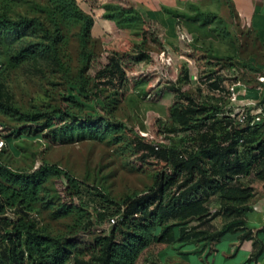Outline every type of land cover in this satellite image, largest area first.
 Returning a JSON list of instances; mask_svg holds the SVG:
<instances>
[{
    "label": "rangeland",
    "instance_id": "374dc122",
    "mask_svg": "<svg viewBox=\"0 0 264 264\" xmlns=\"http://www.w3.org/2000/svg\"><path fill=\"white\" fill-rule=\"evenodd\" d=\"M48 1L0 0V12L48 22L42 11ZM76 1L94 19V25L85 63L78 27L62 25L65 39L60 51L70 77L50 54L14 66L10 59L21 42H0V100L11 109H0V140L7 143L0 160L25 172L43 164L56 165L81 180L84 187L82 197L74 198L67 191L66 179L55 177L37 202L26 209L10 210L7 216L32 219L41 231L75 242L77 249L67 264H76L74 257L90 259L97 239L109 236L114 228L110 221L114 208L96 196L98 191L123 204L153 188L160 173L173 174L165 161L136 151L132 145L136 136L159 149L190 151L192 138L209 129L169 133L178 128L172 119L176 104L192 100L209 106L210 112L218 108L222 112L219 119L224 115L235 122L243 114L248 121L238 128L244 129L250 125L251 111L257 105L264 108V44L255 32L242 26L228 0H172V7L162 6L173 22L168 28L151 21L134 0ZM112 60H118L126 72L123 82L117 79L115 87L100 75ZM81 72L90 87L98 85L100 98L92 94L78 97L79 85L68 80ZM250 92L257 97H251ZM77 99L83 110L75 108L74 112L83 114L81 120L91 114L99 116L119 131H109L104 140L76 136L65 140L47 129L17 137V128L26 124L29 116L49 115ZM65 123L58 115L53 127ZM213 129L221 131L220 126ZM243 183L264 186L255 173L243 178ZM209 205L214 214L220 209V200L213 198ZM105 210L109 215L100 221L98 214ZM222 222L223 218H217L213 226ZM5 228L0 225V231ZM7 247L0 243V252L8 251ZM139 264L155 263L142 257Z\"/></svg>",
    "mask_w": 264,
    "mask_h": 264
},
{
    "label": "trees",
    "instance_id": "16d2710c",
    "mask_svg": "<svg viewBox=\"0 0 264 264\" xmlns=\"http://www.w3.org/2000/svg\"><path fill=\"white\" fill-rule=\"evenodd\" d=\"M42 11L46 13L48 22L41 17L21 15L14 18L8 12H0V42H21V47L10 59L14 66L33 60L39 54H50L64 75L70 77L72 74L64 65L60 51V44L65 39L62 25L78 27L77 36L85 63L88 61L87 49L94 19L79 7L76 0H49ZM23 39L29 42H22ZM100 75L106 77L105 83L115 87L117 79L123 82L126 72L118 60H112ZM68 81L79 85L78 97H87L89 94L96 98L101 96L98 85L90 87V81L83 72L78 73L76 79ZM214 85L219 88L217 84ZM249 95L257 97L252 92ZM188 101V104L178 103L173 107L172 119L178 128L169 133L205 127L209 129L192 138L194 143L190 151L173 147L157 150L141 136L132 140L137 152H141L144 157L155 156L165 161L173 174L167 176L165 172L160 173L153 188L129 198L123 204L114 202L98 191L96 196L111 205L114 208L111 215L119 216L120 219L109 236L97 239L91 258L85 260L74 257L76 264H138L144 251L154 244H172L191 238L216 240L227 233L238 232L245 226L243 216L249 210L254 189L243 185L240 177L255 173L264 181V124L257 123L253 127L248 124L246 129L238 128L243 126L238 120L235 122L223 114L219 119L222 112L218 108L210 112L209 106ZM75 108L81 109V112L83 110L78 99L71 100L70 105L49 115L38 113L29 116L26 124L17 128V137L24 134L38 135L47 129L56 138L63 137L65 140L75 136L82 140H104L109 131H119L118 126L99 116L91 114L81 120L83 114H75ZM0 109L11 111L1 100ZM58 115L66 123L53 127ZM200 116L201 119L198 118ZM31 124L41 129L32 130ZM216 126H220V132L213 129ZM55 177L66 179L67 191L74 198L82 197L83 182L59 166L43 164L33 172H25L15 170L0 160V225L7 227L0 231V243L8 246V251L0 252V264H67L70 261L77 249L75 242L41 231L32 219L7 216L10 210L26 209V205L37 202ZM215 196L220 200V209L212 214L209 202ZM219 214L234 219L218 233L208 236L205 230H198L200 226L194 228V233L187 232L186 225L192 221L204 224ZM108 215L105 210L98 214V218L104 221ZM177 229H180L179 237L176 236Z\"/></svg>",
    "mask_w": 264,
    "mask_h": 264
},
{
    "label": "crops",
    "instance_id": "0c3cea01",
    "mask_svg": "<svg viewBox=\"0 0 264 264\" xmlns=\"http://www.w3.org/2000/svg\"><path fill=\"white\" fill-rule=\"evenodd\" d=\"M134 1L151 21L160 22L166 28L173 23L171 17L162 11V6L172 7V0ZM228 1L231 11L242 26H247L255 32L264 44V0ZM250 176L240 177L241 183L244 185L243 178ZM245 186L254 189V197L249 202L247 214L243 216L246 223L240 231L227 233L216 240L200 241L191 238L172 244H154L144 251L139 261L143 257L145 262L153 261L155 264H264V186L257 184ZM213 198H218V196ZM220 217L223 218L222 224L213 226L214 220ZM233 219L234 217L219 214L204 224L192 221L186 225L187 232L194 233L196 231L194 228L200 226L198 230H205L208 236H212ZM176 236H180V229L176 230Z\"/></svg>",
    "mask_w": 264,
    "mask_h": 264
},
{
    "label": "built area",
    "instance_id": "2783aa9c",
    "mask_svg": "<svg viewBox=\"0 0 264 264\" xmlns=\"http://www.w3.org/2000/svg\"><path fill=\"white\" fill-rule=\"evenodd\" d=\"M185 36H183L184 38ZM236 90V87H233L232 88V91H233V95L235 94ZM248 88H246L245 90V95L247 96L248 95ZM251 115H252V119L249 120L250 121V126H255V124L257 123H262L264 122V108L260 105H257L256 106V109L255 110H252L251 111ZM238 121L241 123V124H244L248 121V119H246V116H244L243 114H241V116L238 118ZM7 147V143L4 139H1L0 140V155L4 152V150L6 149ZM156 149L158 150L159 147L156 146ZM120 217L119 216H114L113 218H111V225L114 226L118 223Z\"/></svg>",
    "mask_w": 264,
    "mask_h": 264
}]
</instances>
